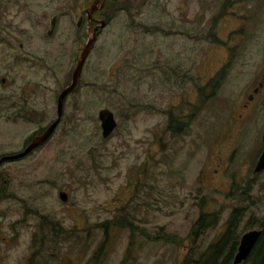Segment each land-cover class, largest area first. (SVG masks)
Listing matches in <instances>:
<instances>
[{
	"label": "rangeland",
	"instance_id": "obj_1",
	"mask_svg": "<svg viewBox=\"0 0 264 264\" xmlns=\"http://www.w3.org/2000/svg\"><path fill=\"white\" fill-rule=\"evenodd\" d=\"M92 1L21 0L20 13L0 15V26L35 27L24 36L36 37L37 81L43 97L46 85L53 96L52 113L39 114L36 129L28 125L12 146L0 129V155L21 150L56 119L57 96L86 43L84 25L75 23ZM104 7L107 25L50 141L0 166V264L196 261L232 212L241 213V191L246 214L235 242L264 223V172L253 175L251 159L264 115L241 125L245 97L264 72V0H107ZM56 12L59 26L47 37ZM225 66L214 91L209 82ZM260 98L264 106V90ZM103 109L117 122L105 139ZM202 216L212 225L199 231Z\"/></svg>",
	"mask_w": 264,
	"mask_h": 264
},
{
	"label": "flooded vegetation",
	"instance_id": "obj_2",
	"mask_svg": "<svg viewBox=\"0 0 264 264\" xmlns=\"http://www.w3.org/2000/svg\"><path fill=\"white\" fill-rule=\"evenodd\" d=\"M95 1L96 0H93L90 6H92V4ZM106 2L107 0L104 1L101 9H97L91 14V18H88L87 14L85 13L87 8L84 9L81 15L77 18L78 21V19L82 17V21L79 28H77L76 26L77 25L76 24L77 21H76L75 27L76 29L79 30L84 25L86 41L88 39V36L91 35L97 29L101 21L105 23V26L107 25L108 19L105 18L106 17L105 9L107 7H104ZM26 6L27 4L25 3L22 4L21 0H0V15L6 16L8 12L15 10H18V12L20 13L22 7H26ZM98 6H101V3H99ZM55 16L57 17L56 26L53 34L50 37H52L56 33V30L59 26L60 14L56 12L49 20L48 30L46 31V34L50 29V22ZM102 29H99L97 31V36L99 35L100 31H102ZM35 32H36L35 27L32 28L28 26H22L16 23L9 26H0V129L2 130L6 138H9L8 143H5L8 140L4 142V144L7 146H12L14 144L12 141L18 136L22 135L23 133H21V131L27 129L28 125L36 129L37 124L39 122L38 121L39 114H41L42 112L52 113L53 110L52 89H50L49 95H47L49 88L46 85L45 95L43 97L41 90L42 83L41 82L38 83L37 81L38 59L36 54V45H37L36 37L32 35L33 37L31 36L30 38L26 39V36H24V34H28V33L34 34ZM9 34H19V39L15 40L10 37H7V35ZM22 38L23 41H21ZM84 44L85 42L83 43V45ZM28 45L31 46V48L30 47L28 48ZM69 85H67L66 87H68ZM263 90H264V72L260 75V78L257 81L256 85L253 87L252 92L247 94L245 97L244 105L242 107L243 112H241V125L243 127H245L247 123L248 125L254 124V121L256 120L259 114L264 115V106L260 105L263 103V100H261V102L259 103L257 100V99H261L260 96H262ZM58 96L56 100V110H57ZM67 97L65 98L64 103ZM56 115H57V111H56ZM63 115H64V104H63V110H62L60 122L58 123L57 127L62 122ZM55 120L53 121L51 120L50 123L45 127H42L40 129L38 128V130H34L33 135H31V137H28L26 139L21 150L12 151L13 149L9 147L10 151H6L7 152L6 154L0 155V160L5 157L14 156L22 153L30 145L32 140L36 137L43 135L44 132L49 128L51 124H53ZM53 134L51 135V137L53 136ZM263 134H264V128L261 134V139L260 141H258V145L256 149L251 154V159L254 160L256 163L258 162L264 150ZM51 137H49L42 145L32 149L25 156L17 160L4 161L3 163L0 164V166L8 162H18L24 159H28L37 150L47 145ZM254 168L252 172L253 175L261 174L264 172L262 171L260 173L254 174ZM242 193L243 192L241 191V221L244 215L246 214V208L244 206V202L242 201V197L244 193L243 194ZM226 226L228 228V221ZM253 231H260L262 234V227L259 228L258 230H253ZM235 243L236 245L232 244L230 246V248L233 247V257L237 253L239 240L238 242ZM242 264H244V262Z\"/></svg>",
	"mask_w": 264,
	"mask_h": 264
},
{
	"label": "water",
	"instance_id": "obj_3",
	"mask_svg": "<svg viewBox=\"0 0 264 264\" xmlns=\"http://www.w3.org/2000/svg\"><path fill=\"white\" fill-rule=\"evenodd\" d=\"M104 1L105 0H96L92 4V6L87 8L85 11V13L87 14V17L91 18V14L95 10L101 9ZM99 3H101V6H98ZM56 18L57 17L55 16L50 22V29L46 34V36H48V37H50L55 30ZM81 21H82V17H80L76 23L77 28L80 27ZM104 27H105V23L103 21H101L100 25L97 27V29L91 35H89L90 37L88 36L86 43L81 47L80 53L76 58L75 67L72 71L71 83L68 87H66L63 91H61V93L58 96L57 110H56L57 111V119L53 122V124H51L49 126V128L44 132L43 135L34 138L32 140V142L30 143V145L22 153H20L18 155L2 158L0 160V164L3 163L4 161H7V160H17V159L25 156L32 149L37 148L38 146L42 145L49 137H51V135L54 133L58 123L60 122L65 98L69 94L74 92L75 89L77 88L78 84H79L83 66H84V64L87 60V57L93 48V44L97 38V31L99 29L104 28ZM98 119L100 121L102 137L105 139V138L109 137L114 132V130L117 127V122L115 120L113 113L108 109H103V110L99 111ZM263 142H264V134H263ZM262 171H264V150L262 152L261 157L259 158L258 162L255 165L254 174L260 173ZM59 199L63 202H66L67 201V194L64 192H60L59 193ZM260 235H261L260 231H249V232L245 233L240 238L237 253L233 257L232 264H242L243 262H245L248 259L249 255H250L253 247L255 246L256 242L258 241Z\"/></svg>",
	"mask_w": 264,
	"mask_h": 264
},
{
	"label": "trees",
	"instance_id": "obj_4",
	"mask_svg": "<svg viewBox=\"0 0 264 264\" xmlns=\"http://www.w3.org/2000/svg\"><path fill=\"white\" fill-rule=\"evenodd\" d=\"M228 66H225L221 69L209 82V86L214 89V91L218 88L220 82L223 80V77L226 74V69ZM180 128L182 125L179 126ZM179 129L177 128V133ZM206 216L200 217L195 225L199 231L202 229L211 226L212 224L207 223L205 220ZM241 220L240 211H234L230 215V219L228 221V228L226 232L219 238V240L211 245L207 252L202 255L198 260H184L181 264H232L233 261V247L226 249L227 246H231L235 244L236 238L233 236L234 231L236 229V225H238ZM262 234L255 244V247L252 249L248 259L244 264H264V223L261 225ZM232 241V242H231ZM229 244V245H228Z\"/></svg>",
	"mask_w": 264,
	"mask_h": 264
}]
</instances>
